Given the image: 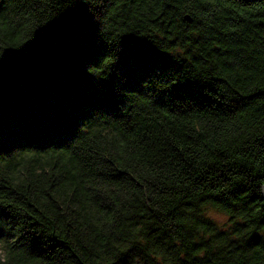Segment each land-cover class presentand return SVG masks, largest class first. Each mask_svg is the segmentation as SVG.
I'll use <instances>...</instances> for the list:
<instances>
[{
	"label": "trees",
	"instance_id": "obj_1",
	"mask_svg": "<svg viewBox=\"0 0 264 264\" xmlns=\"http://www.w3.org/2000/svg\"><path fill=\"white\" fill-rule=\"evenodd\" d=\"M263 184L264 0H0V264H264Z\"/></svg>",
	"mask_w": 264,
	"mask_h": 264
},
{
	"label": "rangeland",
	"instance_id": "obj_2",
	"mask_svg": "<svg viewBox=\"0 0 264 264\" xmlns=\"http://www.w3.org/2000/svg\"><path fill=\"white\" fill-rule=\"evenodd\" d=\"M204 215L213 221V223L221 229L227 228V218L225 215H223L220 212L215 211L214 209H211L209 207L204 208Z\"/></svg>",
	"mask_w": 264,
	"mask_h": 264
},
{
	"label": "snow or ice",
	"instance_id": "obj_3",
	"mask_svg": "<svg viewBox=\"0 0 264 264\" xmlns=\"http://www.w3.org/2000/svg\"><path fill=\"white\" fill-rule=\"evenodd\" d=\"M107 55H111V53H109V54H107ZM118 55V54H117ZM106 56V55H105ZM105 56H103L101 59H103ZM100 59V60H101ZM118 60H119V56H118V59H117V61L115 62V63H113V64H111V73H112V71H113V69H114V65L118 62ZM98 64V63H97ZM93 65H95V64H93ZM93 65H91L90 67H89V69H88V71H90V69L93 67ZM110 77V76H109ZM109 77H108V79H109ZM108 79H106V80H108ZM106 80H103V81H106ZM123 89H121L120 90V95H121V91H122Z\"/></svg>",
	"mask_w": 264,
	"mask_h": 264
},
{
	"label": "water",
	"instance_id": "obj_4",
	"mask_svg": "<svg viewBox=\"0 0 264 264\" xmlns=\"http://www.w3.org/2000/svg\"><path fill=\"white\" fill-rule=\"evenodd\" d=\"M185 19H188L186 16L184 17ZM261 195H262V199H263V205H264V184L261 187Z\"/></svg>",
	"mask_w": 264,
	"mask_h": 264
}]
</instances>
